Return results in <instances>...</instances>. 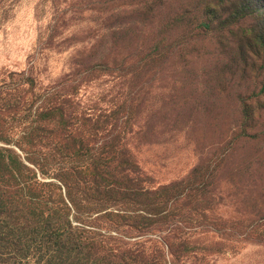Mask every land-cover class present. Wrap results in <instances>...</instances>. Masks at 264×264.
Wrapping results in <instances>:
<instances>
[{"label": "rangeland", "instance_id": "rangeland-1", "mask_svg": "<svg viewBox=\"0 0 264 264\" xmlns=\"http://www.w3.org/2000/svg\"><path fill=\"white\" fill-rule=\"evenodd\" d=\"M4 150L111 256L264 264V0H0Z\"/></svg>", "mask_w": 264, "mask_h": 264}, {"label": "trees", "instance_id": "trees-1", "mask_svg": "<svg viewBox=\"0 0 264 264\" xmlns=\"http://www.w3.org/2000/svg\"><path fill=\"white\" fill-rule=\"evenodd\" d=\"M133 173L138 174L137 169ZM81 181L88 189V182ZM73 187L67 186L68 202L61 186L40 183L13 151L0 152V264H175L166 252L111 256L104 250L103 240L91 236L92 229L71 220L69 203L82 211ZM86 193L84 197H88ZM110 198L107 194L105 201ZM166 247L174 257L170 242Z\"/></svg>", "mask_w": 264, "mask_h": 264}]
</instances>
